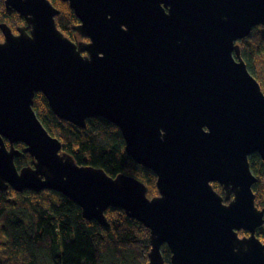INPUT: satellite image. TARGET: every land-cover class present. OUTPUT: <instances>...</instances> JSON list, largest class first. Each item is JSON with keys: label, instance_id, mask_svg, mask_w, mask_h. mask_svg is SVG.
<instances>
[{"label": "water", "instance_id": "water-1", "mask_svg": "<svg viewBox=\"0 0 264 264\" xmlns=\"http://www.w3.org/2000/svg\"><path fill=\"white\" fill-rule=\"evenodd\" d=\"M61 1L88 40L57 28L50 0H4L26 24L0 23V191L53 190L102 225L120 208L149 229L146 264H165L164 246L171 264H264L249 162L257 154L264 167V92L236 43L264 26V0ZM37 92L76 126L113 123L158 194L77 164L37 117ZM17 142L32 157L20 169Z\"/></svg>", "mask_w": 264, "mask_h": 264}, {"label": "trees", "instance_id": "trees-1", "mask_svg": "<svg viewBox=\"0 0 264 264\" xmlns=\"http://www.w3.org/2000/svg\"><path fill=\"white\" fill-rule=\"evenodd\" d=\"M50 1L59 10L55 16L57 28L75 40L73 27L78 19L73 10L67 2ZM1 22L7 23L13 32L26 24L15 10L5 8L4 0H0ZM238 43L248 71L264 92V26L254 27ZM32 107L48 132L60 140L62 151L71 154L77 164L102 168L110 176L132 175L146 185L148 197L158 194L155 174L126 153L124 139L113 123L103 117H91L86 119L85 127H79L62 120L52 112L41 92L35 93ZM5 143L8 147L7 140ZM14 146L19 150L14 158L16 167L31 165L32 157L24 151L25 145L17 142ZM249 162L257 177L253 185L256 205L262 208L264 167L257 154H252ZM212 185L223 193L218 183ZM104 213L108 225L83 218L81 208L59 192L49 189L18 192L9 186L0 191V229L4 237L0 242V264H104L109 254L118 260L131 256L137 264H146L149 229L120 208L110 206ZM238 233L247 234L244 230ZM256 235L264 239V223L256 230ZM162 255L164 263L171 264L165 246Z\"/></svg>", "mask_w": 264, "mask_h": 264}, {"label": "rangeland", "instance_id": "rangeland-1", "mask_svg": "<svg viewBox=\"0 0 264 264\" xmlns=\"http://www.w3.org/2000/svg\"><path fill=\"white\" fill-rule=\"evenodd\" d=\"M77 39H79V37L76 34L75 40H77ZM3 240H4V237H3L2 231L0 229V242H2ZM261 240H263V239H261ZM104 259H105L104 264H137L136 262H134L131 259V256H126V257H123L121 260H118V259L114 258L113 255L109 254Z\"/></svg>", "mask_w": 264, "mask_h": 264}, {"label": "bare ground", "instance_id": "bare-ground-1", "mask_svg": "<svg viewBox=\"0 0 264 264\" xmlns=\"http://www.w3.org/2000/svg\"><path fill=\"white\" fill-rule=\"evenodd\" d=\"M253 30V29H252ZM251 33V32H250ZM248 36V35H247ZM247 36H245V37H243V38H246ZM242 38V39H243ZM239 40H241V39H239ZM236 43L239 45V47H240V44L238 43V40L236 41ZM240 55H241V47H240ZM252 75V74H251ZM253 76V75H252ZM254 77V76H253ZM255 78V77H254ZM256 79V78H255ZM46 98V97H45ZM48 102V101H47ZM51 109V108H50ZM89 118H91V117H89ZM121 133V132H120ZM263 164V163H262ZM156 176V175H155ZM262 226V225H261ZM240 231V230H239ZM238 231V232H239ZM247 232V231H246ZM239 234V233H238ZM247 234H248V232H247ZM247 234H243V235H247ZM242 235V236H243ZM240 236V235H239ZM258 237V236H257ZM259 238V237H258ZM260 239V238H259ZM261 240V239H260ZM264 240V239H263Z\"/></svg>", "mask_w": 264, "mask_h": 264}, {"label": "flooded vegetation", "instance_id": "flooded-vegetation-1", "mask_svg": "<svg viewBox=\"0 0 264 264\" xmlns=\"http://www.w3.org/2000/svg\"><path fill=\"white\" fill-rule=\"evenodd\" d=\"M78 22H79V20H78ZM24 25V24H23ZM27 30H29V29H27ZM79 37V39H82V40H88V39H84V38H86V37H80V36H78Z\"/></svg>", "mask_w": 264, "mask_h": 264}]
</instances>
